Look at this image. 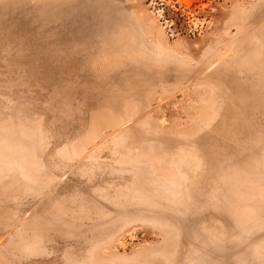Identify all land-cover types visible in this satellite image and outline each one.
<instances>
[{"label": "rangeland", "instance_id": "obj_1", "mask_svg": "<svg viewBox=\"0 0 264 264\" xmlns=\"http://www.w3.org/2000/svg\"><path fill=\"white\" fill-rule=\"evenodd\" d=\"M0 264H264V0H0Z\"/></svg>", "mask_w": 264, "mask_h": 264}]
</instances>
